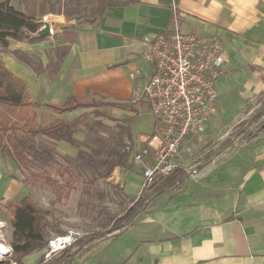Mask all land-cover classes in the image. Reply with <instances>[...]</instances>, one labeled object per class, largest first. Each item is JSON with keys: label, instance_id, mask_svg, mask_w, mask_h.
Instances as JSON below:
<instances>
[{"label": "crops", "instance_id": "0c3cea01", "mask_svg": "<svg viewBox=\"0 0 264 264\" xmlns=\"http://www.w3.org/2000/svg\"><path fill=\"white\" fill-rule=\"evenodd\" d=\"M101 1L9 0L26 14L50 20L54 34L35 42L9 39L6 49L0 46V60L40 103V124L72 120L90 109L58 113L43 105H61L69 96L109 103L105 112L126 124L132 141L131 168L115 167L111 174L128 197L144 189L143 165L132 156L155 129L147 102H130L151 72L143 37L174 25L217 36L224 64L215 84V112L202 134L182 144L179 163L189 176L180 188L154 196L131 226L69 264H264V129L250 139L235 138L200 170H191L258 105L264 91V0H112L119 4L89 21Z\"/></svg>", "mask_w": 264, "mask_h": 264}, {"label": "trees", "instance_id": "16d2710c", "mask_svg": "<svg viewBox=\"0 0 264 264\" xmlns=\"http://www.w3.org/2000/svg\"><path fill=\"white\" fill-rule=\"evenodd\" d=\"M119 4L112 0H103L101 5L94 10L89 21H93L100 15L109 4ZM40 18L26 14L14 6L9 0H0V46L7 48L9 39L26 40L29 42L41 41L27 36L36 31L40 24ZM20 60L29 64L35 72L38 68L29 63L27 57L19 51H13ZM257 106L251 114L238 122L232 131L218 144L217 147L208 151L198 163L191 168L193 172L200 170L209 163L217 153L229 146L233 140L241 135L245 139L255 137L264 123L260 118L264 115V91L256 97ZM0 104L8 107V111H0V153L16 163L21 171L26 172L25 183H36L50 186L57 199L66 195L74 187L73 184L80 180L79 174L70 163L67 156L58 154L54 147L43 141L35 140L42 137L54 141L74 142L76 128L82 123L84 112L72 120L55 119L48 124H40L32 121V107L40 103L32 101L27 93L25 83L0 60ZM55 112L62 113L76 108H93L90 112L111 121H119L117 118L99 110V106L109 105L108 102L95 99H83L69 96L61 105L43 104ZM126 126L125 123L122 122ZM254 126V128H251ZM129 132V129H128ZM130 138V133L127 134ZM128 149V146H127ZM113 156L101 160L103 169L95 178L102 179L111 176L115 167L130 169L129 149L124 152L113 150ZM87 164V163H86ZM82 166V163H80ZM56 166L54 174L50 168ZM55 176L62 178L59 181ZM189 176V170L178 166L169 174L157 176L155 180L135 198L132 203L117 216L108 219V225L102 229L73 236L72 241L62 249L52 253L49 258L39 257L36 264H69L75 257L84 255L97 241L104 239L114 231H122L132 225L136 215L144 210L154 196L165 190H177L183 181ZM92 180H90L91 182ZM12 228L9 245L13 260L22 264V258L34 250H41L46 244V220L45 212L31 199L29 195L9 202L7 204ZM57 256V257H55ZM52 259V260H51ZM48 260L51 262L48 263ZM0 264H4L0 260Z\"/></svg>", "mask_w": 264, "mask_h": 264}, {"label": "built area", "instance_id": "2783aa9c", "mask_svg": "<svg viewBox=\"0 0 264 264\" xmlns=\"http://www.w3.org/2000/svg\"><path fill=\"white\" fill-rule=\"evenodd\" d=\"M49 24V36H52L54 28L50 20ZM143 43V54L151 72L142 90L130 102L146 101L155 122L154 132L144 139L146 146L132 156L133 162L143 165L141 174L146 188L157 176L167 175L180 166L182 144L188 137L204 132L216 110L215 84L223 72L224 55L219 37L183 32L177 25L144 36ZM72 239L73 236L62 241L59 236L51 239L45 258ZM11 252V247L0 252V260H5Z\"/></svg>", "mask_w": 264, "mask_h": 264}, {"label": "rangeland", "instance_id": "374dc122", "mask_svg": "<svg viewBox=\"0 0 264 264\" xmlns=\"http://www.w3.org/2000/svg\"><path fill=\"white\" fill-rule=\"evenodd\" d=\"M92 109L87 111L82 118V123L76 128L73 143L42 137L35 139L51 144L58 154L67 156L79 174L80 180L73 184L74 187L67 195L63 193L60 199L56 198L50 186L23 182L27 173L21 171L14 161L0 153V243L7 249L10 248L9 239L12 228L7 207L9 202L29 195L45 212L46 244L41 250L29 253L35 256V259L22 258V264H36L42 254L45 258L44 254L48 251L49 241L57 236L81 235L106 227L110 217L121 214L135 200L125 195L119 184L113 183L111 176L102 179L95 178L103 169L101 160L113 156L114 149L119 152L127 151V146L129 148L132 141L131 137L127 136L128 127L123 125L120 119L111 121L97 117L90 112ZM98 109L105 112V106L101 105ZM0 111L7 113L8 107L0 104ZM32 113V121L35 123L45 120L39 117L37 106L32 107ZM260 122H262V117ZM131 130L132 137L135 139L136 126H132ZM241 137L245 138L244 135ZM55 168L56 166L50 168L51 174H54ZM55 178L59 181L63 180L59 176ZM11 253L6 256L5 260H2L4 264L16 262L8 260L13 259ZM51 260H48V263Z\"/></svg>", "mask_w": 264, "mask_h": 264}, {"label": "water", "instance_id": "95a60500", "mask_svg": "<svg viewBox=\"0 0 264 264\" xmlns=\"http://www.w3.org/2000/svg\"><path fill=\"white\" fill-rule=\"evenodd\" d=\"M38 22L40 24L39 28L34 32L28 33L27 34L28 37L33 39H41L43 37L49 36L50 34L49 20H47L46 18H41L40 20H38Z\"/></svg>", "mask_w": 264, "mask_h": 264}, {"label": "bare ground", "instance_id": "6f19581e", "mask_svg": "<svg viewBox=\"0 0 264 264\" xmlns=\"http://www.w3.org/2000/svg\"><path fill=\"white\" fill-rule=\"evenodd\" d=\"M68 236H62L59 237V240L62 241L63 239L67 238ZM8 249L6 248V246H4L3 244L0 243V252L4 253L6 252Z\"/></svg>", "mask_w": 264, "mask_h": 264}]
</instances>
